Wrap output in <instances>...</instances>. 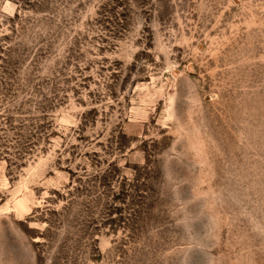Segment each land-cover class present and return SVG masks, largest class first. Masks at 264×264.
<instances>
[{
	"label": "rangeland",
	"instance_id": "rangeland-1",
	"mask_svg": "<svg viewBox=\"0 0 264 264\" xmlns=\"http://www.w3.org/2000/svg\"><path fill=\"white\" fill-rule=\"evenodd\" d=\"M0 264H264V0H0Z\"/></svg>",
	"mask_w": 264,
	"mask_h": 264
}]
</instances>
